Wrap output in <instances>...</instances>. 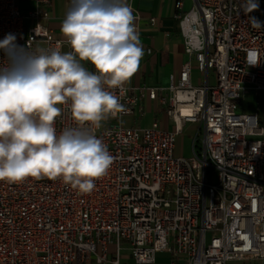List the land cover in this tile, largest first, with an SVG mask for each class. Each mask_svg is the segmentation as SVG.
<instances>
[{
	"label": "built area",
	"instance_id": "obj_1",
	"mask_svg": "<svg viewBox=\"0 0 264 264\" xmlns=\"http://www.w3.org/2000/svg\"><path fill=\"white\" fill-rule=\"evenodd\" d=\"M20 1L0 0V40L11 33L24 48L71 51L41 21L49 0H32L30 25ZM175 5L187 60L167 89L125 85L126 112L96 131L113 163L95 188L0 181V264H124L125 246L135 264H154L160 252L170 264H264V0ZM248 49L259 51V65H248ZM6 62L0 50V66ZM248 92L256 97L251 113L240 111ZM146 96L174 129L128 122L144 116ZM186 123L198 126L189 157L176 154ZM67 126L75 122L65 109L57 132Z\"/></svg>",
	"mask_w": 264,
	"mask_h": 264
},
{
	"label": "clouds",
	"instance_id": "obj_2",
	"mask_svg": "<svg viewBox=\"0 0 264 264\" xmlns=\"http://www.w3.org/2000/svg\"><path fill=\"white\" fill-rule=\"evenodd\" d=\"M60 31L69 52L24 48L11 33L0 40V181L47 178L86 194L113 163L96 131L126 112L121 96L144 50L127 0H70ZM246 59L261 62L257 49ZM65 109L75 126L57 132Z\"/></svg>",
	"mask_w": 264,
	"mask_h": 264
},
{
	"label": "crops",
	"instance_id": "obj_3",
	"mask_svg": "<svg viewBox=\"0 0 264 264\" xmlns=\"http://www.w3.org/2000/svg\"><path fill=\"white\" fill-rule=\"evenodd\" d=\"M127 3L133 10L135 25L144 50L138 71L127 85L132 88L147 86L167 89L171 84L172 77L179 75L184 62L187 60L183 38L180 34L179 19L176 17L178 13L175 5L176 0H127ZM19 4L26 17V23L28 25L34 23L36 18L31 17V13L38 7L37 3L32 0H21ZM193 4L194 0H184V9H190ZM69 5V0H49L46 6L49 10V17L41 20L45 25L52 28L58 37L65 38L60 27ZM151 17L157 18L155 24L151 23ZM63 52H68L67 45L64 46ZM85 66L92 71L93 68L90 64ZM192 81L194 85H199L202 82L201 73L197 69L192 72ZM247 94H253V92ZM262 96L264 97V93ZM144 104L146 112L161 114L163 119L161 124L164 128L174 129L173 119L160 109L157 100H152L146 96ZM138 120L137 118H129L128 122L135 124ZM155 120H157L156 117ZM128 252L129 247L125 246L124 264H135ZM154 264H170L169 254L166 252L158 253Z\"/></svg>",
	"mask_w": 264,
	"mask_h": 264
},
{
	"label": "rangeland",
	"instance_id": "obj_4",
	"mask_svg": "<svg viewBox=\"0 0 264 264\" xmlns=\"http://www.w3.org/2000/svg\"><path fill=\"white\" fill-rule=\"evenodd\" d=\"M213 76L214 75L212 73L211 82L215 80ZM255 103H256L255 95L253 94L245 95L242 98V105L240 111H244L248 113L253 112L256 107ZM155 117L160 122V124L163 122L161 114H154L151 111H147L144 117L142 119H139L137 123L141 124L142 126H148L155 120ZM197 129L198 126L194 123H186L184 125L182 133H180L177 138L176 154L183 155L185 157H189L192 155L191 145ZM115 250H116V245L109 244V252L112 253ZM228 264H241V263L238 261H231Z\"/></svg>",
	"mask_w": 264,
	"mask_h": 264
}]
</instances>
